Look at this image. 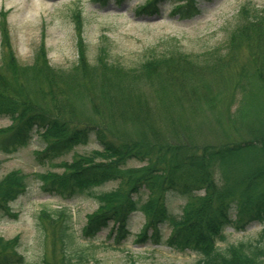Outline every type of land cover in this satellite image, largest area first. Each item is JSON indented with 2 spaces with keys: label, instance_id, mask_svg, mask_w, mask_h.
Wrapping results in <instances>:
<instances>
[{
  "label": "trees",
  "instance_id": "1",
  "mask_svg": "<svg viewBox=\"0 0 264 264\" xmlns=\"http://www.w3.org/2000/svg\"><path fill=\"white\" fill-rule=\"evenodd\" d=\"M96 1L106 5L109 0ZM165 1L170 0H147L137 14L160 13ZM171 1L174 12L195 3ZM72 19L78 59L62 69L51 65L44 44L31 64L22 65L12 47L6 13L0 12L4 53L0 119L12 122L0 128V152L14 154L37 135L43 143L37 158L43 164L95 137L99 149L75 154L71 162L60 164L62 172L36 175L50 195L62 199L88 195L97 201L82 229L84 240H95L110 228L109 238L120 244L131 235L132 214L141 211L145 224L138 243L152 241L190 251L199 257L197 264H264V10L242 7L221 48L203 55L175 51L153 56L133 69L111 62L103 47L91 63L82 9H75ZM203 111L211 122L240 138L199 144L191 134L177 133L185 116ZM180 115L176 123L173 118ZM30 179L21 170L0 179V214L11 212V204L26 193ZM110 182L118 186L94 192ZM174 193L187 198L179 216L168 208V197ZM39 220L45 237L58 247L62 264L94 259L93 253L79 247L67 208L42 210ZM252 223L261 226L253 240L226 248L218 245L225 240L227 227L243 230ZM165 225L171 229L166 239ZM20 245V236L0 237V264H26Z\"/></svg>",
  "mask_w": 264,
  "mask_h": 264
},
{
  "label": "rangeland",
  "instance_id": "2",
  "mask_svg": "<svg viewBox=\"0 0 264 264\" xmlns=\"http://www.w3.org/2000/svg\"><path fill=\"white\" fill-rule=\"evenodd\" d=\"M146 1L109 0L106 5H102L96 0H0V11L6 13L12 47L22 65L31 64L36 51L44 44L51 65L62 69L71 68L78 59V35L72 13L80 8L84 17L83 37L90 62H96L97 54L103 47L109 51L111 62L133 69L153 56L175 51L203 55L221 48L237 24L242 7L247 5L264 10V0H195L194 7L174 12L175 3L170 0L163 2L160 13L137 14V8L145 5ZM244 55L246 57L247 53ZM3 56L0 33V66ZM241 62L244 63L245 59ZM231 90L229 88L226 91ZM145 92L152 97L149 89L145 88ZM236 107L235 104L232 112ZM207 118L205 111L192 112L185 116L187 123L184 122L182 129L177 125V133L191 134L190 137L199 144L240 138L226 132L219 122H211ZM173 120L180 122L181 115ZM11 123L9 118H1L0 128H6ZM208 123L215 124L212 127ZM42 147V141L35 135L28 146L14 154L0 152V179L13 170H21L31 176L26 193L11 204V212L0 214V237L11 239L20 236V252L25 256L26 264H45L44 258L50 264H62L58 247L53 248L47 234L45 237L39 214L45 209L64 207L71 212L79 247L94 255L93 260L83 264H197L199 257L190 251H175L165 244L155 245L152 241L138 243L137 235L145 224L141 211L132 214L129 221L131 235L120 244H116L114 238H109L110 228L99 233L95 240H84L82 229L87 216L97 209V201L88 195L71 199L50 195L42 190L36 175L47 171L62 172L61 163L71 162L75 154L89 155L99 149V145L92 137L89 144L80 145L72 153L43 164L37 158V152ZM140 164L130 163L133 166ZM117 186V182H110L95 188L94 192H106ZM167 203L170 212L179 216L187 198L174 193L169 195ZM163 231L166 239L171 229L165 225ZM260 231L258 223H252L243 230L229 226L225 229V240L218 242V245L226 248L241 241L253 240Z\"/></svg>",
  "mask_w": 264,
  "mask_h": 264
}]
</instances>
